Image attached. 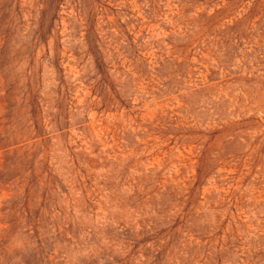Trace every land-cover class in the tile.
I'll list each match as a JSON object with an SVG mask.
<instances>
[{"label":"rangeland","instance_id":"rangeland-1","mask_svg":"<svg viewBox=\"0 0 264 264\" xmlns=\"http://www.w3.org/2000/svg\"><path fill=\"white\" fill-rule=\"evenodd\" d=\"M0 264H264V0H0Z\"/></svg>","mask_w":264,"mask_h":264}]
</instances>
